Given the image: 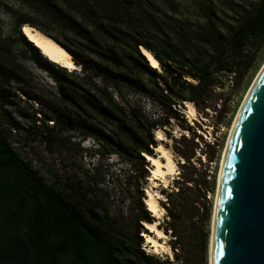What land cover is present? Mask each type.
Segmentation results:
<instances>
[{
    "label": "trees",
    "instance_id": "obj_1",
    "mask_svg": "<svg viewBox=\"0 0 264 264\" xmlns=\"http://www.w3.org/2000/svg\"><path fill=\"white\" fill-rule=\"evenodd\" d=\"M15 1L10 8L14 33L34 61L50 72L57 93L30 94L21 88L25 80L16 65L3 62L0 56V170L10 172L16 184L43 190L34 197L37 209L29 215L15 214L22 209L15 197L17 208L7 212L4 226L8 230H23L28 236L33 246L31 264H173L142 246L141 235L148 233L143 222L154 220L143 204V190H138L133 229L122 231L106 208L89 197V190L81 181L57 177L50 185L23 161L9 141L12 131L20 129L21 123L12 118L8 109L19 107L23 101L12 86L41 105L30 114L19 110L20 117L32 120L26 128L28 135H43L52 143L60 133L93 135L97 137V151L103 153L106 149L118 159L128 161L135 168L137 181L150 175V163L144 154L154 155L158 145L154 131L170 126L171 120L183 122L193 133L190 138L181 135L178 141L183 150L185 142H193L190 152L179 153L185 160L184 169L196 153L198 144L193 140L201 136L186 122L181 108L186 101L196 106L200 99L207 101L208 88L217 83L219 75L231 76L236 84L247 76L264 46V0H258L253 7H231L232 16L225 13V17L207 5L200 16L192 19L177 15V0ZM25 25L41 30L61 44L72 54L75 64L81 66V73L47 59L22 33ZM141 47L152 52L160 63L159 69L149 64ZM97 78L103 88L96 84ZM123 85L141 90L159 104L163 118H147L107 92L114 88L119 95ZM40 112L43 125L36 116ZM7 119L10 123L6 128L2 122ZM107 123L113 125L110 131ZM191 168V176L176 180V191L167 193L168 201L172 195L180 200L186 198L184 193L193 184L201 187L194 178L196 168ZM10 184L9 179L0 181L1 188L6 185L4 190ZM201 198L207 199L206 194ZM193 203H198V199ZM172 207L169 204L166 208L169 227H161L165 232L171 230L175 238L173 249L182 250L183 237L177 223L181 214ZM194 208L197 211L192 219L198 218L202 209L197 205ZM6 210L4 205L2 211ZM203 211L208 219V205ZM201 239L204 252L208 233L201 234ZM28 252L22 234L7 232L0 225V260L24 263Z\"/></svg>",
    "mask_w": 264,
    "mask_h": 264
},
{
    "label": "rangeland",
    "instance_id": "obj_2",
    "mask_svg": "<svg viewBox=\"0 0 264 264\" xmlns=\"http://www.w3.org/2000/svg\"><path fill=\"white\" fill-rule=\"evenodd\" d=\"M257 3L258 0L176 1L177 15L188 19L200 16L207 5L212 6V9L225 17V13L232 16L231 7H253ZM15 4V0H0L1 60L16 65L18 72L24 76L25 80L21 84V88L30 94L36 93L44 96H51L52 93L56 94L55 83L50 72L34 61L32 55L26 52L19 37L14 33V20L10 8ZM263 62L264 46L257 54L252 69L239 84H236L231 76L219 75L217 83L208 88L207 101L200 99L198 106L191 102L196 110V116H188L185 112L186 103L184 108H181V113H184L186 122L201 136L199 140L196 138L193 140L198 144L195 149L196 153L190 163L184 165V169L182 164L185 160L179 153L181 151L190 152L193 142H185L186 150H183L178 141L181 135L187 138L192 137V130L188 131L187 127L182 125L183 122L171 120L170 126L160 127L154 131L155 138L158 131L162 132L165 139H156V141L170 150L177 164L175 175L168 176L167 183L161 182L157 187H154L153 182L149 180V176L137 181L135 168L133 165H129L128 161L118 159L114 153L109 154L106 149L103 153L98 152V146L95 145V138L97 137L93 135L85 136L80 132L60 133L53 143L46 141L43 135L35 137L28 135L29 131L26 128L32 123V120L20 117L19 110L30 114L32 111L39 109L41 105L38 101L29 100L28 97L22 96L17 91V86H12V91H15L23 101L19 103V107L8 109V112L11 113L12 118H16L21 123V128L12 131L9 141L23 161L37 171L39 176L48 184L51 185V182L57 177L63 179L70 177L76 181H81L82 185L89 190V197L106 208L108 214L116 220L117 227L122 231L128 232L133 229L138 190H143L145 196L147 195V189L158 191L162 194L159 203L165 208V211L158 218L151 216L153 219L158 220L160 226L169 227L170 217L166 208L169 204L171 207L178 208L181 220L177 223L180 225L179 229L183 237L184 249H173L172 244L175 238L171 230L166 231L167 238L164 239L167 250L153 252V249L146 242V238L141 235L144 237L143 248L149 253L156 254L161 259L167 258L173 264H203L204 262L209 264L208 246L212 213L223 150L239 106ZM73 70L81 73V66L77 65V68ZM96 80L98 83H96ZM96 80L92 79L93 82L103 88L104 85L101 81L98 78ZM120 89L119 95L116 94L114 88H108L107 92L112 94L116 101L134 107L147 118H163L162 107L153 102L141 90L127 85L121 86ZM40 113L41 115L37 113L36 116L39 119L44 118L43 113ZM40 120L41 125H43L42 119ZM9 123L7 119L2 122V125L7 128ZM48 124L51 125L53 122L48 121ZM107 124V131H110L109 129L113 128V125ZM154 154H156L155 149ZM210 157H212V161H209ZM192 165L196 168L194 178L201 184V187L196 188L195 184L193 186L189 185L190 189L184 193L186 198L180 200L172 195L168 201L167 193H171V191L175 193L176 180L182 181L186 176H191ZM204 193L207 199L201 198ZM197 199L198 203L194 204L193 201ZM142 201L147 210L144 199ZM196 205L202 207V209L199 211V217L192 219L191 216L197 211L194 208ZM206 205L209 207L208 219H205V214L203 215V209ZM174 207L172 208L174 209ZM206 232L208 233L207 250L202 252L201 234ZM169 251H172V254Z\"/></svg>",
    "mask_w": 264,
    "mask_h": 264
},
{
    "label": "water",
    "instance_id": "obj_3",
    "mask_svg": "<svg viewBox=\"0 0 264 264\" xmlns=\"http://www.w3.org/2000/svg\"><path fill=\"white\" fill-rule=\"evenodd\" d=\"M4 216L1 227L22 234L29 252L24 263L0 264H31L30 239L6 229ZM211 264H264V66L229 139L215 203Z\"/></svg>",
    "mask_w": 264,
    "mask_h": 264
},
{
    "label": "bare ground",
    "instance_id": "obj_4",
    "mask_svg": "<svg viewBox=\"0 0 264 264\" xmlns=\"http://www.w3.org/2000/svg\"><path fill=\"white\" fill-rule=\"evenodd\" d=\"M22 33L24 36L33 43L40 51L41 53L49 59L51 62L57 63L61 66H64L67 69H76L77 65L74 62L72 54L66 50L61 44H59L56 40H54L52 37L48 36L41 30L31 27L29 25L23 26ZM142 48V54L145 56V58L148 60L149 64L154 68H159L160 63L159 61L154 57L152 52L144 47ZM264 66V62L261 65L260 69L258 70L257 74L254 77V80L252 84L250 85L246 96L239 106V109L236 113V116L233 120L232 126L229 130V135L225 144V148L223 150V155L221 159V166L219 170V178L217 182L216 187V194L214 198V202L216 203V197L218 193V188L220 184V179L222 175V170L224 166V161L226 157V152L228 148V143L230 136L232 134L233 128L235 126L237 117L239 115L240 109L247 98L253 84L255 83L261 69ZM185 112L188 114L189 117L196 116V110L191 102H186V108ZM157 140H164V136L161 131H158L156 134ZM156 154L150 155V154H144L146 156V159L150 163V175L149 180L153 182L154 187H157L159 183H167L168 176L175 175L177 172V164L174 161L171 152L169 149L164 147L162 144H158L155 148ZM166 187V186H164ZM146 196L144 198V203L147 206V210L150 211L153 215V217L158 218L161 214L164 213L165 208L159 203V199L161 198L162 194L158 193V191L147 189L146 190ZM215 203H214V209L212 213V224H211V232H210V240H209V246H208V263L211 264V252H212V230H213V221H214V212H215ZM144 227L148 230V233H144L143 236L146 238V242L150 246V248L153 249V252H158L159 250H167V245L164 239L167 238L166 232L162 229V227L159 225V222L157 219H154L151 222H143ZM170 250V249H168ZM170 254H172V251H169Z\"/></svg>",
    "mask_w": 264,
    "mask_h": 264
},
{
    "label": "flooded vegetation",
    "instance_id": "obj_5",
    "mask_svg": "<svg viewBox=\"0 0 264 264\" xmlns=\"http://www.w3.org/2000/svg\"><path fill=\"white\" fill-rule=\"evenodd\" d=\"M4 179L5 180L9 179V182H11L12 184H10L11 186H8L9 188H7L6 190H4L3 188L6 185H4L2 188L0 187V215H1V218L4 215H5L4 218L8 216L7 212L15 211V209L17 208V206L14 204L15 197H16V200H18V204L20 205V207H22L21 211H18L15 213L16 215L19 216L21 213L23 214L25 213L26 215H29V213L34 212L37 209V202L34 197L37 194H42L43 190L40 188H37L34 185L31 186L32 187L31 189H27V187H24L23 185H21V183L16 184L15 183L16 178L13 177L10 172L0 170V181ZM4 205L7 210L3 212L2 207H4ZM2 229L4 228L2 227ZM21 231L24 232L23 230Z\"/></svg>",
    "mask_w": 264,
    "mask_h": 264
},
{
    "label": "clouds",
    "instance_id": "obj_6",
    "mask_svg": "<svg viewBox=\"0 0 264 264\" xmlns=\"http://www.w3.org/2000/svg\"><path fill=\"white\" fill-rule=\"evenodd\" d=\"M68 70L72 71L73 69H70V68H69Z\"/></svg>",
    "mask_w": 264,
    "mask_h": 264
}]
</instances>
